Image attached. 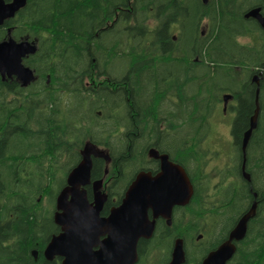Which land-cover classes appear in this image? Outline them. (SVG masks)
<instances>
[{
  "label": "trees",
  "instance_id": "16d2710c",
  "mask_svg": "<svg viewBox=\"0 0 264 264\" xmlns=\"http://www.w3.org/2000/svg\"><path fill=\"white\" fill-rule=\"evenodd\" d=\"M258 6L264 13V0H27L0 26V41L10 28L38 45L25 59L36 73L32 84L0 76V264H60L43 251L58 230L57 194L88 141L110 157H93L92 179L113 178L120 198L138 172L156 166L152 147L190 176L192 199L176 207L170 226L158 222L151 264L167 263L175 237L185 240L190 260L208 241L222 243L254 192L256 214L228 264H264V29L244 17ZM260 71L247 180L242 141ZM122 84L126 101L113 90ZM226 93L233 149L215 181L207 167L217 155L205 144ZM155 99L172 105L169 133L158 130L166 117L155 114ZM205 219L211 228L195 244Z\"/></svg>",
  "mask_w": 264,
  "mask_h": 264
},
{
  "label": "water",
  "instance_id": "95a60500",
  "mask_svg": "<svg viewBox=\"0 0 264 264\" xmlns=\"http://www.w3.org/2000/svg\"><path fill=\"white\" fill-rule=\"evenodd\" d=\"M26 4L27 0H0V26L8 19L14 18ZM244 17L257 20L264 29V13L260 6L248 9ZM37 48L35 39L17 40L11 35L9 28L8 37L0 41L2 80L15 78L24 87L32 84L36 80V73L26 64L25 59L35 54ZM262 74L263 71H260L253 77L257 84L256 106L250 127L244 133L242 141V171L247 180H250V177L245 170L246 151L252 133L259 123ZM232 97L230 93L224 95L225 106ZM94 155L110 160L109 155L103 150H98L93 142L84 144L81 161L69 171L67 185L56 197L54 221L62 231L50 238L43 254L47 260L62 256L60 264H136L139 259V239L154 234L156 219L163 217L171 223L174 207L187 205L191 201L194 188L190 176L186 169L171 160L168 154L151 149L150 155L160 161V170L154 175L147 171L139 172L127 188L121 203L112 208L108 216H102L105 197L100 192L95 201L91 202L86 189L91 182ZM254 197L249 209L229 232L228 238L210 251L201 264H227L233 257L237 249L236 242L245 238L249 221L256 214L258 204L255 192ZM102 236L106 237L101 239ZM185 262L184 239L178 237L174 241L168 264Z\"/></svg>",
  "mask_w": 264,
  "mask_h": 264
},
{
  "label": "flooded vegetation",
  "instance_id": "af4514ba",
  "mask_svg": "<svg viewBox=\"0 0 264 264\" xmlns=\"http://www.w3.org/2000/svg\"><path fill=\"white\" fill-rule=\"evenodd\" d=\"M113 90L116 91V92H118V93H121L123 100H125V101L128 100L127 99V93H128V91H127L126 86L124 84L120 85L117 88H114ZM232 99L229 100V101H232ZM223 104H224V102H223ZM228 105H229V102H228ZM153 107H155V110H154L155 114L158 115V110H160L163 113L164 117H166L164 119H163V117L161 118L162 120H161V122H159L158 130L161 133H162L163 130H166V132H168V133L170 131H172L173 130V123H171V121L167 120V117L172 114V105H167L165 102H162L161 104L157 105L156 104V99H155L153 101ZM183 126H184L183 127L184 128L183 131H185L186 130L185 125H183ZM151 149H156V148L155 147H152ZM98 150H103V149L98 148ZM150 150H149V153H148L149 154V157L156 162V166H153V168L152 167H149L147 170H141V171H147V172H150V173H152L154 175V174H156L160 170V161L150 155ZM156 150H158V149H156ZM93 157H96V158L97 157L98 158H104L103 156H100V155H94ZM208 167H209L208 169L210 171L211 169H213L214 165L208 166ZM108 171H109V169L108 168H105V173H107ZM135 177L131 180V182L135 179ZM113 180H114L113 178L110 181H106L105 178H100V179L94 180L91 177L90 184H88L86 186L87 193H88V198H89V200L91 202H94L95 201L96 197L100 195V192L105 197L106 200H105V204H104V209L101 212V215L102 216H108L110 214V212H111V209L114 208V207H116V206H118L121 203L123 197L125 196V193H126L127 188L131 184V182H130L129 185L127 187H125V191L123 192V194H122V196L120 198L119 197L120 196V193H116L115 192L116 190L114 189V187H115L116 184H115V181H113ZM66 185H67V177H66V183H65L64 186H66ZM184 206H186V205H184ZM176 207H179V206H175L174 207L172 217L174 216V212H175ZM180 207H182V206H180ZM149 215H150V218L152 219L153 218V214H152V211L151 210L149 212ZM159 221H161L160 228H162V229H164L163 226H167V225L170 226L171 225V223H168L167 222V219H165L163 217H159V218L156 219V228H157V224H158ZM162 221H164V223H162ZM57 227H58V230H57V233L56 234H59L62 231V228L59 225H57ZM156 228H155L154 234L151 237H148V238L142 237V238L139 239V242H138L139 259H138V261H137L136 264H139L140 261H141L140 264H151V260L152 259H153V263L154 262L157 263V260L158 259L155 260L154 257L152 256V251H153L152 249H153V246H154V242L156 241V239H155ZM199 235H201L202 237L201 238H198ZM204 235L205 234L203 232H200L196 236V238H195V244H202L203 241H204V240H202L203 237H204ZM105 237L106 236H102L101 239H104ZM176 238H178V237H175V239ZM166 239H168V237H166ZM175 239H173V240L175 241ZM174 241H173V244H174ZM184 243H185V240H184ZM213 244H214V241H212V240L211 241H208L202 247L198 248L196 252L193 251L194 254L192 256V258H193L192 260H190V258H189L191 256H188V250H187L186 244H185V249H186V262H185V264H201L202 261L209 254V252L219 246V245L214 246ZM172 248H173V246H172ZM43 253H44V251H43ZM140 253H142V256H140ZM171 253H172V249H171V252H170V259L167 261L166 264H168L169 261L171 260ZM37 255H38V252H36L34 254V256H37ZM43 256H44V254H43ZM44 258H45V256H44ZM54 259H56L58 262H61L63 260V257L62 256H55ZM50 261H52V260H50ZM228 262H227V264H228Z\"/></svg>",
  "mask_w": 264,
  "mask_h": 264
},
{
  "label": "rangeland",
  "instance_id": "374dc122",
  "mask_svg": "<svg viewBox=\"0 0 264 264\" xmlns=\"http://www.w3.org/2000/svg\"><path fill=\"white\" fill-rule=\"evenodd\" d=\"M233 117L234 112L227 106L226 111L218 112L214 118H212L213 122L211 123V136L206 141L205 146L211 150H214L213 152H215L217 155L214 160H209V165L207 164L208 166L214 165L213 169L210 171L208 169L209 167H207V172L210 173V176L216 178L215 181L218 180L217 170L224 169L227 166V163L229 162V153H231V150L233 149L230 131ZM208 157L209 156H206V158ZM215 175L216 177H214ZM200 221L204 224L203 230L200 232L205 233L211 228V221H208L207 219Z\"/></svg>",
  "mask_w": 264,
  "mask_h": 264
},
{
  "label": "bare ground",
  "instance_id": "6f19581e",
  "mask_svg": "<svg viewBox=\"0 0 264 264\" xmlns=\"http://www.w3.org/2000/svg\"><path fill=\"white\" fill-rule=\"evenodd\" d=\"M156 82V81H155ZM179 85V84H178ZM4 138V137H3Z\"/></svg>",
  "mask_w": 264,
  "mask_h": 264
}]
</instances>
